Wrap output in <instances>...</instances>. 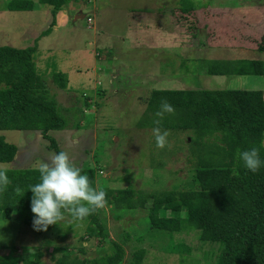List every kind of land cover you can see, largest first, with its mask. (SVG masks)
<instances>
[{
  "label": "rangeland",
  "instance_id": "rangeland-1",
  "mask_svg": "<svg viewBox=\"0 0 264 264\" xmlns=\"http://www.w3.org/2000/svg\"><path fill=\"white\" fill-rule=\"evenodd\" d=\"M8 1L0 0V45H31L49 25L48 6L35 0L32 10L12 11ZM192 1L195 9L184 13L180 0H67L56 14L57 28L39 40L37 71L67 109L63 112L69 122L68 129L49 134L77 167L94 166L96 189L129 186L146 193L189 187L192 132L169 129L168 145L158 148L153 129L137 126L151 89L264 91V75L191 72L197 71L200 58L264 59V0ZM131 36L141 42L138 47ZM54 69L67 75L68 88L51 82ZM84 96L89 97L87 107ZM0 137L30 148L26 161L21 152L19 163L0 162L7 168L38 167L54 154L38 131L0 129ZM99 215L107 227L103 244L94 236V224L67 213L46 231L35 230L27 213L0 218V264H32L37 251L42 253L41 264H53L62 254L57 247L78 258L95 257L109 251L112 240L124 249L122 264H136L133 254L141 248L145 253L140 264H211L218 252V244L200 242L196 231L160 238L147 232L145 208L121 210L112 204ZM127 233L129 240L124 238ZM181 241L191 254L178 252Z\"/></svg>",
  "mask_w": 264,
  "mask_h": 264
},
{
  "label": "trees",
  "instance_id": "trees-1",
  "mask_svg": "<svg viewBox=\"0 0 264 264\" xmlns=\"http://www.w3.org/2000/svg\"><path fill=\"white\" fill-rule=\"evenodd\" d=\"M47 5L51 19L48 27L40 31L33 43L23 48L0 45V129L34 130L49 141L47 148L58 154L62 149L49 133L69 127L64 109L51 93L47 82L37 71L35 59L38 40L48 35L56 24V14L67 0H37ZM35 0H9L12 11H29ZM184 13L195 9L192 0H180ZM98 55V53H97ZM96 55V56H97ZM197 71L207 75H264V59H198ZM49 78L61 89L68 84L67 75L52 70ZM84 96V104L89 105ZM162 100L171 104L174 113H166L159 127L164 130H188L192 132L190 143L194 162L190 167L187 189H164L142 193L132 187L113 190L101 188L107 194V206L112 204L121 210L145 208L149 225L147 232L157 234L187 233L196 231L200 242L218 244V252L211 264H264V91L261 89L181 88L151 89L144 99L146 107L137 122L139 128H154L155 113ZM67 110V109H66ZM79 123L75 124L78 127ZM253 146L259 148L262 161L258 171L244 167L238 159V150ZM18 147L0 137V162H13ZM94 166H80L91 186L94 184ZM11 183L0 192V218L11 219L16 214L31 211L33 193L30 186L40 182L38 167L11 166L8 168ZM236 169L238 175L233 174ZM123 180V177L120 178ZM24 194L20 196L15 189ZM149 203V204H148ZM99 210L83 220L94 224L95 238L103 244L108 237L105 220ZM63 211V210H62ZM56 224L49 225L47 230ZM43 231V230H41ZM124 238L130 239L127 233ZM111 249L95 257L71 256L65 249L55 248L62 254L53 264H122L124 249L111 241ZM177 246V245H175ZM177 250L191 254L192 249L182 241ZM61 249V250H60ZM136 250V264L144 254ZM205 254V253H204ZM42 253H33L32 264H41Z\"/></svg>",
  "mask_w": 264,
  "mask_h": 264
},
{
  "label": "clouds",
  "instance_id": "clouds-1",
  "mask_svg": "<svg viewBox=\"0 0 264 264\" xmlns=\"http://www.w3.org/2000/svg\"><path fill=\"white\" fill-rule=\"evenodd\" d=\"M174 107L166 100H162L154 121L157 127L153 128L156 146L164 148L168 145L169 132L162 131L159 125L166 113H174ZM238 159L242 160L244 167L253 173L261 166L259 148L253 146L250 149L239 151ZM9 169L0 165V192L7 189L11 180L8 176ZM40 182L30 186L33 193L31 199V211L35 214L33 228L37 231H46L49 225L58 224L65 218V213L75 220H83L98 209L107 205L106 192L91 186L86 174H81V168L71 160L68 152L61 150L58 154H52L48 160L38 165ZM233 174L238 175L236 169ZM16 193L22 196L24 192L19 187ZM63 210V211H62Z\"/></svg>",
  "mask_w": 264,
  "mask_h": 264
},
{
  "label": "crops",
  "instance_id": "crops-1",
  "mask_svg": "<svg viewBox=\"0 0 264 264\" xmlns=\"http://www.w3.org/2000/svg\"><path fill=\"white\" fill-rule=\"evenodd\" d=\"M57 28V24H55L54 26H53V28L52 29H56ZM147 30H149L151 33H152V30H151V28L150 29H147ZM132 33V32H131ZM139 35H140V33L139 32H137ZM135 34V33H134ZM131 35V34H130ZM41 39V38H40ZM39 39V40H40ZM39 40H38V42H39ZM130 40H131V42H132V44L133 45H137V44H140L141 42L138 40V38H137V36H131V38H130ZM136 47H138V46H136ZM38 49H40L41 50V48H40V46H39V43H38ZM42 49H46V50H49L50 48H46V47H42ZM68 85V84H67ZM68 88V87H67ZM20 131H22V130H20ZM24 131H31L32 132V134H34V130L32 131V130H24ZM29 133V132H28ZM40 133V132H39ZM51 133H53V132H51ZM41 135V134H40ZM32 137V136H31ZM30 137V138H31ZM29 138V139H30ZM32 139H35V138H32ZM29 145H32V144H29ZM59 145V144H58ZM17 147H18V151H17V154H16V156H15V159L13 160V162H15V163H19V162H21L22 160V158L21 157H19V155L21 154V152H23V154L25 155V161H26V155L30 152V148H29V146H27V145H16ZM12 163V162H11ZM23 167H26V166H24L23 165Z\"/></svg>",
  "mask_w": 264,
  "mask_h": 264
},
{
  "label": "built area",
  "instance_id": "built-area-1",
  "mask_svg": "<svg viewBox=\"0 0 264 264\" xmlns=\"http://www.w3.org/2000/svg\"><path fill=\"white\" fill-rule=\"evenodd\" d=\"M86 21H88V22L90 23V22L92 21V20H91V17H90V16H87V17H86ZM87 25H88L89 27H91V26H92V23H90V24L87 23Z\"/></svg>",
  "mask_w": 264,
  "mask_h": 264
}]
</instances>
